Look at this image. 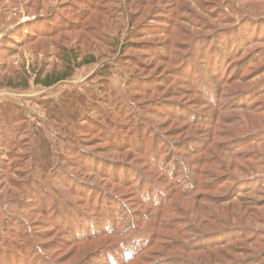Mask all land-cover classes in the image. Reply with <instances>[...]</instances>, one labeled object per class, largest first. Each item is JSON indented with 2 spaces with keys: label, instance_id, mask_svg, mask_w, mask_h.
Segmentation results:
<instances>
[{
  "label": "rangeland",
  "instance_id": "374dc122",
  "mask_svg": "<svg viewBox=\"0 0 264 264\" xmlns=\"http://www.w3.org/2000/svg\"><path fill=\"white\" fill-rule=\"evenodd\" d=\"M71 51L96 62L35 83ZM1 112L0 264H221L174 244L242 226L257 242L222 264H264V208L241 222L224 203L264 204V0H0Z\"/></svg>",
  "mask_w": 264,
  "mask_h": 264
},
{
  "label": "trees",
  "instance_id": "16d2710c",
  "mask_svg": "<svg viewBox=\"0 0 264 264\" xmlns=\"http://www.w3.org/2000/svg\"><path fill=\"white\" fill-rule=\"evenodd\" d=\"M64 59H65V64H64V71L63 72H61L59 74L44 75V73L42 71H39V72H37V77H36L35 83L37 85H41V86L47 87V88L53 87V86H55L61 82L68 80L69 78H71L73 76V74L75 73V71L80 69L81 67L96 62L95 57L85 58L81 62H79L78 53L77 52L72 53V51L70 52V55L68 54L67 57H65ZM210 73H212L211 70H210ZM211 79H215V78L212 76ZM27 85H28V80L25 79L21 84L18 85V87L25 88ZM72 110L75 111V107H72ZM75 112L77 113V111H75ZM3 113L4 112L0 113V122L3 119H5V118H3L4 117ZM70 119H74V118L70 117ZM107 136H110V135L107 134ZM44 152H46V156L42 160H43V162H46L48 164H44L40 167L37 166L38 169H40V170H47L48 168L53 169V168H51L53 166V164H50L49 162H47L48 150H45ZM143 155H144V153H143ZM171 162H172L171 159H168L165 162H163V164L159 167V168H161L160 170L162 171V173L163 174H167V173L169 174V171L172 170L173 174L171 176L174 177L175 180L178 179V182L180 181V179L183 181H188V176L185 174L188 171V169L185 170V172L179 171V168L173 162H172L173 164ZM169 176H170V174H169ZM190 186L192 187V184L191 185L190 184L189 185L188 184H183V185L180 184L177 188H175L174 194L177 196L178 195L179 196L187 195L186 193H190V191H189ZM144 187L145 188L143 191H145V192L141 195L140 204H144V206L149 207V208H152V206H153V207H156V209H158L157 207L160 206V204L162 203V202L160 203V200H161V198L164 197V194H162L161 191H158L157 188L153 189L151 184H148V186L146 185ZM152 191L154 193H151ZM233 199H234V201H233ZM242 199L243 198H241L239 195V196H234V197L232 196V198H230L229 201L224 200V203L226 202L228 204V208H229V209H225V211L228 212L232 209L236 212L233 214H229L227 216L229 218L230 217L235 218L241 222H246L247 220L262 221L261 216L263 214H260L259 210H262L264 208V204H261L260 202L254 201L252 199H250L249 201H244ZM155 200H157L158 202H155ZM235 201H237V203H234ZM157 204H159V205H157ZM221 207H223V204L221 205ZM197 214L199 215V213H197ZM132 220L129 219V222ZM76 223L74 226H76ZM126 223H127V220H125V222L122 224H126ZM219 223L223 224L222 221ZM128 226L131 228L132 222H131V224L129 223ZM170 228L171 227H169V229ZM162 229H166V228H162ZM212 230H214V228H212ZM134 231L135 230H133V229H129V234H133ZM136 232H137V230H136ZM196 233L199 234L198 235L199 237L197 236V239L194 238L190 242H187L184 244H182L181 242L175 243L174 249L181 250L184 253H190V252L195 253L196 251H201V250L202 251H208L209 249H214V248L219 249V251L217 253H214L212 257H209L208 263L214 262V263H221L222 264L223 263L221 260L222 258L231 259L230 256L227 254L228 251H231L234 253H241L243 251V248L239 246L240 243L238 242V244H236V245H230L232 241H237V240L239 241L240 240L241 242H244L245 240L248 239L250 241L253 240L254 242H257V240H258V238L256 237L255 228L249 227V226H242L240 228L224 227V228L218 229L217 232L208 233L206 235L205 234L201 235L200 234L201 232H196ZM202 241H205V242H202ZM147 242L144 245L140 244L141 242H139V243L136 242L134 245L132 244L131 246H133L134 249L141 250V249H144L146 247ZM260 242H264V240H260ZM250 255H251V257L247 260H236V261L232 260V262H233L232 264H260L261 261L263 260L262 259L263 257H261L258 253H250ZM199 260L201 262L203 261L204 263L207 264V261L204 260L203 257H200ZM164 264H173V263H171V262L169 263V261H166V262H164ZM175 264H199V263H196L194 261H190L188 259L179 257V258H177V261H175Z\"/></svg>",
  "mask_w": 264,
  "mask_h": 264
}]
</instances>
